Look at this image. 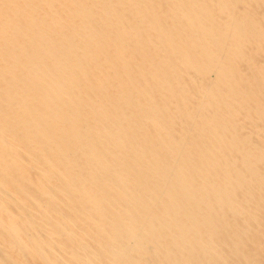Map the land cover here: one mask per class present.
<instances>
[{
    "label": "bare ground",
    "instance_id": "bare-ground-1",
    "mask_svg": "<svg viewBox=\"0 0 264 264\" xmlns=\"http://www.w3.org/2000/svg\"><path fill=\"white\" fill-rule=\"evenodd\" d=\"M0 264H264V0H0Z\"/></svg>",
    "mask_w": 264,
    "mask_h": 264
}]
</instances>
